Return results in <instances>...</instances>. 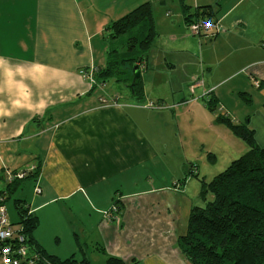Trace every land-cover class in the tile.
<instances>
[{
  "label": "crops",
  "instance_id": "crops-1",
  "mask_svg": "<svg viewBox=\"0 0 264 264\" xmlns=\"http://www.w3.org/2000/svg\"><path fill=\"white\" fill-rule=\"evenodd\" d=\"M158 1L0 0V191L11 174L30 176L16 200L37 217L33 236L48 255L79 259L80 246L91 264H108V257L188 264L178 236L201 201V182L188 195L182 172L192 159L170 147L174 134L162 119L172 128L192 112L208 120L203 104L213 99L222 117L247 125L264 148V0H188L193 11L210 6L216 16L197 35L184 21L172 22L182 37L174 35L168 46L179 42L187 57L183 81L170 86L179 95L170 101L148 91L164 84L145 79L150 54L139 68L142 100L128 88L129 94L105 90L97 76L111 45L105 28ZM229 138L245 151L240 139ZM114 204L117 213L110 212ZM4 206L18 229L16 211Z\"/></svg>",
  "mask_w": 264,
  "mask_h": 264
},
{
  "label": "trees",
  "instance_id": "trees-1",
  "mask_svg": "<svg viewBox=\"0 0 264 264\" xmlns=\"http://www.w3.org/2000/svg\"><path fill=\"white\" fill-rule=\"evenodd\" d=\"M168 0H161L165 4ZM179 5L184 22H214L216 11L210 6L194 8L188 0H171ZM138 28L135 36L128 38L127 50L108 52L105 67L98 70L100 79H114L129 89L136 101L144 98L141 77L132 82V66L139 68L147 60L158 37L150 2L142 3L129 13L111 22L106 28L107 39H117ZM205 106L215 110V101L209 99ZM220 122L240 139L248 151L233 160L221 173L200 187L202 204L193 206L188 214L186 230L178 236L179 250L188 264H264V148L257 145L254 132L245 124H234L220 116ZM8 182L4 191H0L1 204H5L23 181L30 177H16ZM33 177L39 174V165L31 170ZM188 166L186 174H189ZM207 194L210 198L207 199ZM18 215L16 229L23 238L22 244L27 248L30 257L37 262L48 264H91L82 254L77 259L71 256L59 259L45 253L34 239L33 233L38 219L29 213L19 200H13ZM108 264H123L117 258L108 257Z\"/></svg>",
  "mask_w": 264,
  "mask_h": 264
},
{
  "label": "rangeland",
  "instance_id": "rangeland-1",
  "mask_svg": "<svg viewBox=\"0 0 264 264\" xmlns=\"http://www.w3.org/2000/svg\"><path fill=\"white\" fill-rule=\"evenodd\" d=\"M152 8L154 11L153 16L158 37L154 43V49L150 52L148 65L151 70L148 71V75L145 76V79L149 77L155 78V80H161L162 83L164 82V84L160 83L162 85H156V83H153L152 86L148 88V91L151 96L154 94H160L167 97L168 101H170L173 96L179 95V93H174L175 90H172L170 86L180 85V81H183V79L180 78L184 76L182 71L184 70L183 59L187 57V52H179V48H176L179 42L171 48L168 45L174 35L177 36L179 41L180 37H182L180 36L182 33H180L179 29L173 27L174 24H172V22H178L181 20L184 21V18L179 11L180 8L176 1L168 0L165 4L158 1L155 4H152ZM167 10L170 11V16H167ZM201 23L204 24L207 22L202 21ZM192 24L193 23L188 25L189 33H191L189 28ZM136 32H138V28L133 29L132 32L122 35L117 39L110 40L111 45H109V51L116 50L120 53L126 51V42L128 38L135 36ZM179 79L180 81H178ZM104 88L108 92L116 91L118 93L121 92L122 94H126L128 92V89L124 85L115 83L112 79H106ZM153 102L154 105L157 104L156 101ZM180 104H182V102H180ZM177 105H174L172 109H175ZM178 108L181 109V106H178L175 110ZM207 110L208 120H206L205 117L195 116L192 112L190 115L184 117L180 116V118H176L175 121H172L175 123L173 128L171 127V122H166L164 119H162L161 122L163 129H166L163 127L164 123H169V129L173 131L174 136H170L168 140L170 147L178 149V153L180 154H188L190 159H192V166L188 167L190 173L186 174V170L184 168L182 172V181L186 183V186L190 181V185L187 186L188 195L195 193L192 184H195V182H201L202 184V181L206 183L210 182L214 176L223 172L233 160L239 158L248 151V148L246 147L245 151L242 150L243 152H237L235 140L233 146V143L229 140L232 138H229V134H231L234 138L237 137L232 134L224 123L220 122L221 113L217 111V108L213 111H210L209 109ZM182 146L184 151L181 149ZM171 156L172 158L179 159L177 156ZM181 158L182 155L180 156V159ZM177 160H175V162H177ZM176 164L177 163L174 165L176 166ZM184 167H186V164ZM197 172H199V174H196ZM27 185L28 183L24 182L21 191H23ZM16 192L17 191H15L14 196L12 195L6 200L7 208L14 211L16 210L13 205V200L19 199L18 196L20 195L16 194ZM208 195L209 194H207V199L210 198ZM199 199H201L200 195ZM202 203V201L199 202V204ZM61 248L65 250L68 249L65 244H63ZM88 255L91 256L90 253H88Z\"/></svg>",
  "mask_w": 264,
  "mask_h": 264
},
{
  "label": "built area",
  "instance_id": "built-area-1",
  "mask_svg": "<svg viewBox=\"0 0 264 264\" xmlns=\"http://www.w3.org/2000/svg\"><path fill=\"white\" fill-rule=\"evenodd\" d=\"M210 28L209 23H198L190 25L191 34L197 35L202 29ZM91 78V77H90ZM92 81V80H91ZM147 107H154L153 104H148ZM26 175L25 172H18L16 177L23 178ZM13 174L9 178V182L13 179ZM35 194L40 193V188L35 187ZM2 199L0 198V201ZM110 212L117 213L118 207L114 204ZM106 217L109 215L106 213ZM23 238L11 223L7 217V211L4 204L0 205V264H36L37 258L35 256L30 257L27 248L22 244Z\"/></svg>",
  "mask_w": 264,
  "mask_h": 264
},
{
  "label": "water",
  "instance_id": "water-1",
  "mask_svg": "<svg viewBox=\"0 0 264 264\" xmlns=\"http://www.w3.org/2000/svg\"><path fill=\"white\" fill-rule=\"evenodd\" d=\"M131 73H132V76H133L132 82H135L140 77V69H139V66L138 65H133L132 66Z\"/></svg>",
  "mask_w": 264,
  "mask_h": 264
}]
</instances>
